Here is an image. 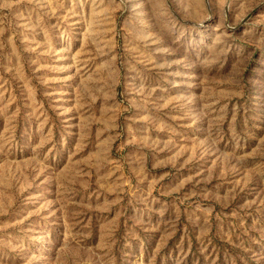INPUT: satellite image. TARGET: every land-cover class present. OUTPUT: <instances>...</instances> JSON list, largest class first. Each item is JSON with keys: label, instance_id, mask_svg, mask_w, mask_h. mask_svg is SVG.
Instances as JSON below:
<instances>
[{"label": "rangeland", "instance_id": "obj_1", "mask_svg": "<svg viewBox=\"0 0 264 264\" xmlns=\"http://www.w3.org/2000/svg\"><path fill=\"white\" fill-rule=\"evenodd\" d=\"M0 264H264V0H0Z\"/></svg>", "mask_w": 264, "mask_h": 264}]
</instances>
